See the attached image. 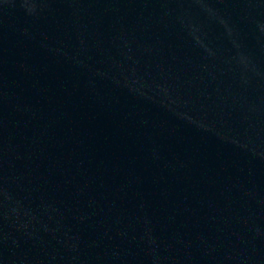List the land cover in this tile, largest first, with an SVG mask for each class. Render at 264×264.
Segmentation results:
<instances>
[{"label":"water","instance_id":"1","mask_svg":"<svg viewBox=\"0 0 264 264\" xmlns=\"http://www.w3.org/2000/svg\"><path fill=\"white\" fill-rule=\"evenodd\" d=\"M0 264H264V0H0Z\"/></svg>","mask_w":264,"mask_h":264}]
</instances>
